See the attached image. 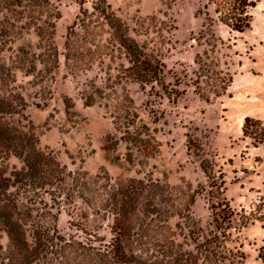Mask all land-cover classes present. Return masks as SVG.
<instances>
[{"label": "rangeland", "instance_id": "374dc122", "mask_svg": "<svg viewBox=\"0 0 264 264\" xmlns=\"http://www.w3.org/2000/svg\"><path fill=\"white\" fill-rule=\"evenodd\" d=\"M50 1L60 14L54 23L58 67L50 75L26 76L15 70L13 84L15 92L20 93L26 103L23 114L27 121L19 117L15 120L23 124L29 122L34 127L39 148L56 153L57 160L71 175L80 169L91 176L107 173L112 179L166 182L176 189L179 203L194 195L189 219L174 220L185 223L191 230L201 229L204 233L211 230L209 204L216 200L208 201L209 192L218 200L225 198L236 212H248L264 191V145L254 147L253 140L243 136L242 129L240 137L233 138L237 128L229 110L232 112L242 98L230 99L229 89L219 98L212 95L209 102L198 96L194 84L198 83L203 89L206 83L215 86L219 83L209 78L197 79L198 66L194 59L200 55L203 62H207L203 53L208 54L219 65L217 70L222 73V82L227 76L232 78L240 72L241 61L250 65L248 49L264 50V0H251L255 3L250 10L251 28L242 34L231 32L219 23L207 0H105L127 25L128 35L163 64L166 89L183 92L176 102L169 100L155 84L152 89L124 81L118 84L119 66L127 63L123 57L116 58V51L112 59L105 56L101 66L94 65L82 72L70 70L64 58V41L67 27L79 15L80 0ZM83 1V7L91 12L96 0ZM204 6L213 19L212 31L219 39L214 48L209 32L203 27V16L197 15ZM17 33L15 41L4 47L3 56L9 66H17L19 61L28 66L36 62L42 50L35 33L24 30ZM35 64L38 70L42 69L37 62ZM254 75L264 78V69L255 68ZM259 80L264 82V79ZM92 83L104 96L97 98L96 104L85 106L82 93ZM123 95L132 101L131 111L138 117L136 126H146L156 141L146 142L140 151L131 146L129 150V146L120 141L121 134L113 129V107L124 108ZM242 101L249 108L262 109L255 96ZM107 139L108 145L115 142L116 146L106 149ZM7 165L19 168L21 163L11 157ZM202 167L208 171L211 167L217 185L223 177V188L211 189V180ZM66 183L70 186L69 178ZM111 224V219L103 220L92 214L78 198L60 200L56 225L59 234L66 239H89L96 246L109 244ZM233 227H239L238 217L233 219ZM231 232L233 237H238L245 264H263L257 257L264 239L260 225L255 222L239 233ZM6 243L3 237L2 245Z\"/></svg>", "mask_w": 264, "mask_h": 264}, {"label": "trees", "instance_id": "16d2710c", "mask_svg": "<svg viewBox=\"0 0 264 264\" xmlns=\"http://www.w3.org/2000/svg\"><path fill=\"white\" fill-rule=\"evenodd\" d=\"M219 23L231 32L242 34L251 28L250 10L255 7L251 0H207ZM79 15L66 29L64 41L65 62L72 71H88L94 65L101 66L103 58L117 52L126 66L120 65L117 83H135L140 88L158 85L172 102L183 92H171L163 83V64L128 35L127 25L113 12L105 0H96L89 12L80 0ZM203 16V27L213 41L219 39L212 31L213 19L207 11H198ZM60 18L50 0H0V264H245L238 237L239 231L248 224L257 222L264 232V191L248 212H236L225 199L209 192L211 230L206 233L191 230L185 223L175 219H189L194 195L182 203L176 189L166 182H146L133 178L112 179L107 173L91 176L83 170L73 175L57 160L53 151L39 148L34 127L23 124L16 117L27 121L23 112L26 103L15 92V70L26 76L35 73L52 74L58 67V52L54 43V23ZM32 31L38 38L42 54L36 62L27 66L19 61L9 66L3 56L4 47L12 44L17 31ZM196 55L198 69L196 78L210 79L218 86L206 83L203 89L198 83L194 91L205 102L223 96L232 78L223 82L218 64L208 54ZM82 93L85 106H92L103 92L94 83ZM113 88V86H111ZM109 88V89H111ZM104 96V95H103ZM125 97V98H123ZM124 108L111 114L113 129L121 134V142L133 149L142 150L149 142L156 143L146 126L137 127V115L131 111V99L123 95ZM104 99H107L104 97ZM66 104V102H65ZM67 105V104H66ZM242 134L253 140V146L264 145V126L259 120L245 118ZM105 147L116 146L115 142ZM20 161L19 168L9 167L11 158ZM210 182V188L219 191L224 186L223 177L217 185L210 167H202ZM221 176V174H220ZM70 179V186L67 179ZM202 192V189L199 188ZM198 192L199 194L201 192ZM78 198L92 214L103 220L111 219L112 238L109 244L94 245L92 240L66 239L57 230L60 200ZM238 217L239 227H233ZM3 237L7 243L2 245ZM230 244L237 246L230 247ZM264 264L263 246L257 254Z\"/></svg>", "mask_w": 264, "mask_h": 264}, {"label": "crops", "instance_id": "0c3cea01", "mask_svg": "<svg viewBox=\"0 0 264 264\" xmlns=\"http://www.w3.org/2000/svg\"><path fill=\"white\" fill-rule=\"evenodd\" d=\"M263 51V52H262ZM248 57L250 65H246L243 61L240 62V72L232 75V82L229 86L230 99L239 97L242 100H247L249 96H255L259 101L258 105L261 110L256 108H249L240 100L235 108L229 110L232 121L236 123L237 133L233 136L234 139L240 137L242 125L245 118H252L259 120L264 126V82H260L261 75H254L255 68L264 69V50L257 47L248 49ZM247 53L245 52V55ZM259 80V81H258Z\"/></svg>", "mask_w": 264, "mask_h": 264}]
</instances>
